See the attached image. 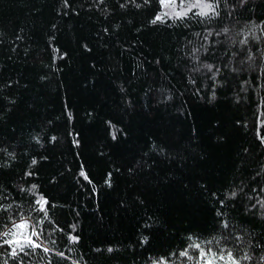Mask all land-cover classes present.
<instances>
[{
	"label": "trees",
	"instance_id": "trees-1",
	"mask_svg": "<svg viewBox=\"0 0 264 264\" xmlns=\"http://www.w3.org/2000/svg\"><path fill=\"white\" fill-rule=\"evenodd\" d=\"M125 2L0 0V203L50 249L24 264H192L189 243L233 249L237 235L264 254V43L249 34L264 0L155 25L156 0ZM194 49L215 82L203 68L189 82ZM40 195L47 218L30 213Z\"/></svg>",
	"mask_w": 264,
	"mask_h": 264
},
{
	"label": "snow or ice",
	"instance_id": "snow-or-ice-1",
	"mask_svg": "<svg viewBox=\"0 0 264 264\" xmlns=\"http://www.w3.org/2000/svg\"><path fill=\"white\" fill-rule=\"evenodd\" d=\"M98 4H103L104 0H96ZM62 3L67 8L69 7V0H62ZM152 0H143L145 6L150 5ZM156 3L159 5V9L153 14L149 23L155 25L157 23H167L168 20L173 22L176 21H186L193 17L198 19V22H210L211 20L218 18L221 15V0H156ZM248 3V0H236V4L239 7H245ZM131 4L136 8H140L142 5L137 3V0H126L125 3H121L120 7L125 8ZM223 7H228V0H223ZM235 7V5L233 6ZM231 14V13H229ZM264 24V21L260 23L252 22V27L249 29V34L252 39L256 41L257 44L264 43V29H261V25ZM107 31V29H105ZM223 33L227 34L230 29L228 27L223 28ZM256 31H261V37H256ZM221 33H217L220 35ZM211 35V33H209ZM240 44L247 46L249 44L248 39L240 40ZM234 46V45H233ZM195 49L193 50V55L190 57L193 61V67L189 69L191 84H196V79L192 76L193 73H200L201 69H206L207 73L210 74L209 78L215 82L216 73L219 72V69H215L211 63L197 65L196 60L198 59L195 56ZM261 55L264 56V51L261 52ZM253 56L249 52L247 60L241 61L242 64L252 61ZM264 72V68L261 69ZM212 100L215 99V94L211 97ZM71 118V117H70ZM56 137H52L54 141ZM113 139H116L114 136ZM260 142L264 144V136L259 137ZM39 143V140L36 141ZM73 143L78 147L79 142L73 141ZM0 151H3L0 149ZM33 164L36 163L34 159ZM26 175H31V173H26ZM84 175V173H81ZM32 188H37V185L33 184ZM20 192H24L25 189L20 188ZM264 191V189H261ZM237 193L235 191L230 193V198L235 199ZM223 206V201L221 202ZM257 204H260L261 209H264V203L257 201ZM30 213H40L45 218L48 217L50 201L44 195H40L39 198L33 197L29 201ZM252 208H255L256 205H252ZM17 210H21V206H16ZM29 213V215H30ZM218 216L222 213L218 212ZM0 220H3L4 231L0 232V249L5 250L6 255L8 256L7 260L3 261V264H24L25 258H29L33 255H36L38 251H43L44 253L50 252L49 248H46L42 243L38 242V237L41 235L35 227H33L29 222V216L20 214L18 218L13 214V206L8 204L5 206L3 203H0ZM52 224L56 225L60 231L63 229L57 223V221H51ZM220 228L222 229L221 234L224 236V240L227 241L231 233H226V230L229 228L227 221H221ZM37 238V239H34ZM192 238L189 237V240ZM233 239L237 242L235 248L228 249L226 247H220L219 250H214L212 247H204L200 243H189L188 247L182 249L179 252V256L191 261L192 264H264V254L254 257L250 254V251H245L240 248L241 243L243 242L242 236H234ZM68 243H78L79 238L70 236L68 238ZM207 244H212V240H208ZM251 248V246H249ZM192 249L196 254L190 255L188 249ZM257 249L264 250V244L256 245ZM236 249H240L241 255L236 254ZM108 252H112V248L107 249ZM60 258H64V253H58ZM51 264V261L48 262ZM152 264H166V261L161 258L159 261H153Z\"/></svg>",
	"mask_w": 264,
	"mask_h": 264
}]
</instances>
